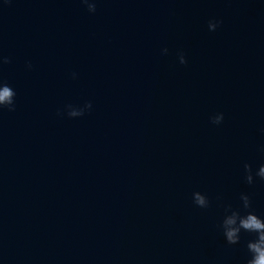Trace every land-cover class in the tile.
Returning <instances> with one entry per match:
<instances>
[{
    "label": "water",
    "instance_id": "1",
    "mask_svg": "<svg viewBox=\"0 0 264 264\" xmlns=\"http://www.w3.org/2000/svg\"><path fill=\"white\" fill-rule=\"evenodd\" d=\"M95 4L0 0V264H247L220 225L264 219V0Z\"/></svg>",
    "mask_w": 264,
    "mask_h": 264
},
{
    "label": "clouds",
    "instance_id": "2",
    "mask_svg": "<svg viewBox=\"0 0 264 264\" xmlns=\"http://www.w3.org/2000/svg\"><path fill=\"white\" fill-rule=\"evenodd\" d=\"M87 5L89 12L94 13L96 11L95 0H82ZM221 21H209L208 28L210 31H215ZM167 52V49H164ZM10 63L6 57H0V64ZM180 63L185 64L187 61L183 54L180 55ZM30 68L31 65L29 64ZM75 77V74H73ZM15 91L8 86L7 83L0 81V109L7 108L9 111L15 110V103L13 97H15ZM67 115L75 118L84 115L86 109H91V103H86L83 108H75L71 105L67 106ZM59 114V113H58ZM223 113L217 114L212 117V123L220 124L223 121ZM245 180L251 185L254 183L253 169L250 164H244ZM255 176L264 180V165H261L255 172ZM240 200L242 201V208L246 214L241 215L240 209H233L230 205L225 208V216L220 227L223 230L225 240L230 245H235L240 242V234L242 231L247 233H254L256 238L250 240L247 243V249L250 253V259L247 260V264H264V219H261L254 212L248 211L251 209V199L247 194H241ZM194 203L201 207L207 208L209 201L206 196H201L197 193Z\"/></svg>",
    "mask_w": 264,
    "mask_h": 264
}]
</instances>
